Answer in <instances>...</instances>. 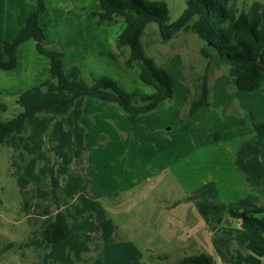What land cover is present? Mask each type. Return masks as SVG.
<instances>
[{"label": "rangeland", "instance_id": "1", "mask_svg": "<svg viewBox=\"0 0 264 264\" xmlns=\"http://www.w3.org/2000/svg\"><path fill=\"white\" fill-rule=\"evenodd\" d=\"M37 1L0 0V51ZM165 1L174 22L187 0ZM76 2L87 5L62 8V16L93 17L99 9V0ZM230 4L264 22V0ZM57 9L49 7L46 17L54 18ZM123 26L119 18L114 37ZM141 41L173 77L172 100L131 121L120 105L81 96L33 115L0 145V264H180L201 252L215 264H264V256L246 247L251 240L264 244V233L244 229L230 212L264 207V136L252 126V118L264 120V86L239 90L226 67H212L216 102L192 116L191 98L207 65L201 40L190 30L164 40L150 23ZM35 52L31 57L25 48L16 68H0V121L29 104L71 96L52 77L49 59ZM109 57L107 65L81 64L67 75L108 76L127 92H153L140 81L138 67ZM223 98L231 102L224 112L217 108ZM59 210L69 235L50 243L41 232Z\"/></svg>", "mask_w": 264, "mask_h": 264}, {"label": "trees", "instance_id": "2", "mask_svg": "<svg viewBox=\"0 0 264 264\" xmlns=\"http://www.w3.org/2000/svg\"><path fill=\"white\" fill-rule=\"evenodd\" d=\"M45 10L43 0L27 17L14 39L4 41L0 51V68L12 70L18 63L17 49L27 39L32 38L37 51L50 61L51 75L60 88L71 91L68 98L50 97L27 105L10 119L0 121V145L8 142L7 136L23 131L27 120L54 104L72 105L81 96H92L107 103L122 107L131 121L140 115L152 112L161 102L174 97V81L171 74L148 55L141 36L150 23H156L164 40H170L180 30H190L197 35L202 44L200 54L207 60L205 72L198 79L195 95L191 98L189 113L211 103L209 77L212 67H226L228 74L235 79L236 87L242 91H254L264 81V22L262 17L251 18L245 11H239L230 0H187L182 15L169 22V8L165 0H99V9L93 12L97 27L115 25L123 18L124 26L115 39V48L110 50L112 57L120 56L127 69H139V79L153 88V92H127L108 76L87 78L81 76L71 79L65 70L63 53L45 46V28L40 23V14ZM6 55L4 58L3 55ZM253 129L258 136H264V120L252 118ZM27 184L28 181L24 180ZM25 205H28L27 192ZM206 214L210 207L201 206ZM230 212L240 220L246 230L264 233V207L254 206L240 210L231 207ZM257 214H262L258 217ZM43 239L50 243L63 241L69 235V221L63 210L41 232ZM258 256H264V244L251 240L246 245ZM133 264H140L135 261ZM180 264H215L214 258L201 252L184 256Z\"/></svg>", "mask_w": 264, "mask_h": 264}, {"label": "crops", "instance_id": "3", "mask_svg": "<svg viewBox=\"0 0 264 264\" xmlns=\"http://www.w3.org/2000/svg\"><path fill=\"white\" fill-rule=\"evenodd\" d=\"M44 2L45 10L40 14L39 19L40 23L44 25L45 28V44L49 49L58 50L63 53L64 67L68 75L71 70L79 66L82 67L81 64H85L84 66H87L90 69L95 63L98 65L109 64V52L114 49L116 39V37H114V33L111 31V27H97L94 23V18L89 14H84L82 16L78 14L76 16H65L63 12L62 16V8L66 7L65 9L70 11L74 6L83 7L86 6L87 3H77L76 0H44ZM84 2H86V0H84ZM49 7H56L58 8L57 10L60 8L55 15L53 14L54 18L46 17ZM31 11H33V9L25 11L19 28H21L20 26L25 23L28 14ZM51 18H53V20ZM66 21H68V23H72L73 26L71 28H67ZM24 47L29 50L31 57L36 58V55H34L36 53L35 51H37L36 43L34 39L29 38L17 49V66L19 65L20 56L23 55V49H25ZM3 56L6 58L5 54ZM217 86L219 88V82ZM263 86L264 81L261 87ZM215 95V92H213L211 95V103L208 106L215 104ZM224 100V98L219 100V104L217 105V108L221 107L222 112H224V110L227 109L231 103ZM235 100L239 102L238 98ZM208 106H201L197 108L192 116H196V114L200 115L199 113H202V107H204L203 109H206Z\"/></svg>", "mask_w": 264, "mask_h": 264}]
</instances>
